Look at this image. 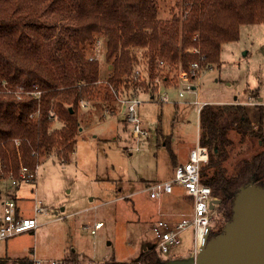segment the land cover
<instances>
[{
	"label": "trees",
	"instance_id": "trees-1",
	"mask_svg": "<svg viewBox=\"0 0 264 264\" xmlns=\"http://www.w3.org/2000/svg\"><path fill=\"white\" fill-rule=\"evenodd\" d=\"M261 24L264 0H0V195L8 173L17 177L49 155L70 161L82 131V100L114 107L112 89H142L153 97L156 89L136 81L134 71L145 80L149 71L153 79L161 61L194 81L192 63L199 71L220 65L222 47L239 40L241 27ZM98 39L112 67L103 82L98 61L88 56ZM259 114L255 128L242 104H206L199 111V144L209 152L201 179L228 221L241 187L264 188L263 106ZM247 143L255 151L232 163L237 144ZM168 262L154 245L136 264ZM0 264L32 263L0 258Z\"/></svg>",
	"mask_w": 264,
	"mask_h": 264
},
{
	"label": "rangeland",
	"instance_id": "rangeland-1",
	"mask_svg": "<svg viewBox=\"0 0 264 264\" xmlns=\"http://www.w3.org/2000/svg\"><path fill=\"white\" fill-rule=\"evenodd\" d=\"M162 18H169V10H163ZM99 41L88 56L97 55L103 82L112 67L105 61L104 42ZM138 54L141 57V52ZM152 73L154 78L148 79V71L145 83L150 84V90L156 89L154 96L151 91L136 92L138 113L149 131L138 151L128 152L137 145L131 125L125 121L127 107H120L119 102L114 107L91 103L87 109L79 108L82 131L68 163L56 155L45 156L40 161L37 184L8 185L7 194L16 200L21 214L36 217L40 227L4 242L1 259L12 263L36 258L64 264L72 259L78 264L111 260L136 264L144 248L156 244L154 227L160 221L175 223L190 218L193 208L185 197L175 206L177 194L151 199L144 190L154 182L170 180L175 161L196 146L200 134L198 103L246 105L253 126L259 127V107H264V24L242 26L239 40L222 47L220 65L199 71L194 81L188 79L195 91L182 86L179 70L158 65ZM162 97L167 102H162ZM251 148L249 143L237 144L231 162L250 156L255 151ZM36 207L45 211L36 214ZM230 221L216 206L210 238L224 234ZM100 222L103 227L92 234ZM195 248V231L188 228L164 259L181 260Z\"/></svg>",
	"mask_w": 264,
	"mask_h": 264
},
{
	"label": "built area",
	"instance_id": "built-area-1",
	"mask_svg": "<svg viewBox=\"0 0 264 264\" xmlns=\"http://www.w3.org/2000/svg\"><path fill=\"white\" fill-rule=\"evenodd\" d=\"M99 43L100 41L98 40L95 44L97 45ZM192 51L198 52L197 50ZM90 60L97 61V55L94 58H90ZM164 64L163 61L159 62L161 67L164 66ZM191 70L193 75H196V72L198 73L199 71V65L197 63H192ZM133 78L136 81H145L140 69L134 71ZM179 79L186 90L195 91V86L188 81L189 77L187 73L182 72ZM112 92L117 97V102L121 104L120 107H127L125 121L131 125V133L137 145L136 148L129 147L128 152H132L133 150L138 151V145L141 139L149 137V131L144 128L143 122L138 113V107L140 105V101L138 100L139 96L136 92L126 96L122 95V92H118L115 89H112ZM183 93L184 92L180 93V97H183ZM17 95L19 96L18 99H21L20 93ZM34 95L39 97L40 93L37 92ZM161 101L167 102V98L162 97ZM89 104L90 102L88 100H82L80 102V108L87 109ZM198 105L200 109L204 106L199 103ZM208 162V149L201 146L198 141L196 146L190 150L187 162L174 169L173 177L170 180L154 182L144 190L149 193L151 199H158L164 195L172 194L174 188L178 186L183 189L187 197L193 200L192 215L190 218H185L175 223L160 221L154 227V233L157 238L155 247L163 255L169 252L171 248L179 245V236L188 228H193L195 231L196 255L199 253V249L203 245L204 236L212 223L213 210L210 209V205L214 200L211 188L204 185L201 179V171ZM39 167L40 165H37L34 169L22 167L17 177L12 173H8L3 179V186L0 195V248L7 240L28 232L36 231L40 227L37 218L23 216L16 200L13 196L7 194L8 185H11L14 188H19L24 184H37ZM43 211H45V209L42 207L35 208L36 214L42 213ZM103 225V222L97 223L92 230V234H96V231L101 229ZM31 263L64 264L61 260L56 261L36 258H32Z\"/></svg>",
	"mask_w": 264,
	"mask_h": 264
},
{
	"label": "water",
	"instance_id": "water-1",
	"mask_svg": "<svg viewBox=\"0 0 264 264\" xmlns=\"http://www.w3.org/2000/svg\"><path fill=\"white\" fill-rule=\"evenodd\" d=\"M220 203L214 199L210 209ZM210 236L211 227L195 257L168 264H264V188L254 183L241 187L234 199L228 229L222 235Z\"/></svg>",
	"mask_w": 264,
	"mask_h": 264
},
{
	"label": "crops",
	"instance_id": "crops-1",
	"mask_svg": "<svg viewBox=\"0 0 264 264\" xmlns=\"http://www.w3.org/2000/svg\"><path fill=\"white\" fill-rule=\"evenodd\" d=\"M207 103H204V105H206ZM246 106V105H245ZM198 141H199V137H198ZM198 143V142H197ZM192 148H190V150H191ZM190 150H188L186 153H185V155H182V157H181V160H177V161H175V163H174V166H173V171H174V169L177 167V166H179V165H181V164H184L185 162H187V160H188V157H189V152H190ZM177 159V158H176ZM181 188V187H180ZM178 186H176L175 188H174V192L172 193V194H170V195H175V194H177V196H176V201H174L175 202V206H177L178 205V203H181V201L183 200V197H185V199L187 200V201H189L190 203H191V205H193V200L191 199V198H189V197H187L186 195H185V193H184V191H183V189L181 190L182 192H177L178 191V189H180ZM170 195H167V196H170ZM175 199H173V200H175ZM195 255H196V249H195V251H193L189 256H186V257H183V258H181V259H190V258H192V257H195ZM77 261V260H76ZM78 262V261H77Z\"/></svg>",
	"mask_w": 264,
	"mask_h": 264
}]
</instances>
